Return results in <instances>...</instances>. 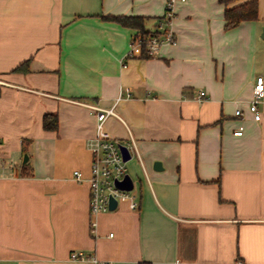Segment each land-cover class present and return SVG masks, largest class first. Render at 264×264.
<instances>
[{"label":"crops","instance_id":"0c3cea01","mask_svg":"<svg viewBox=\"0 0 264 264\" xmlns=\"http://www.w3.org/2000/svg\"><path fill=\"white\" fill-rule=\"evenodd\" d=\"M257 1L256 20L227 29L220 0L179 1L177 43L149 56L132 46L139 28L105 16L143 17L152 32L166 0H0V264H93L72 261L78 250L114 264H264V97L259 121L249 111L264 79ZM90 105L116 115L99 131ZM98 133H132L142 160L129 162L138 208L120 198L93 234Z\"/></svg>","mask_w":264,"mask_h":264},{"label":"built area","instance_id":"2783aa9c","mask_svg":"<svg viewBox=\"0 0 264 264\" xmlns=\"http://www.w3.org/2000/svg\"><path fill=\"white\" fill-rule=\"evenodd\" d=\"M179 1L185 0H166L165 11L161 17L158 28L147 35L141 32L133 38L132 46L145 49L149 56H154L159 53L163 45H174L177 43V35L174 32L172 25L176 18V6ZM207 92L201 90L197 96L198 99H205ZM264 97V79L262 76L256 78V82L252 90V98L249 102V111L252 113L254 120L261 119L259 105ZM119 97L118 100H120ZM95 109L99 119V131L102 128L106 119L112 115H116L113 108L102 109L95 105H90ZM236 114H241V110H236ZM244 126L240 125L235 131V135L243 133ZM90 147L93 154L91 165V173L88 177L91 187V231L97 233L99 214L110 209L111 198L119 200L120 198H130L132 200L131 207L138 208V200L133 194V190L122 189L118 185V181H122L129 174V162L138 157L142 160L139 144L135 136L130 133V136L125 140L118 138H105L98 135L91 141ZM126 147L131 159L126 160L123 148ZM75 179L82 181L84 179L82 173L75 171ZM72 261H90L93 264H114L113 262L99 259L96 255L88 254L83 250L74 251L71 254ZM231 264H248L241 259L234 260Z\"/></svg>","mask_w":264,"mask_h":264},{"label":"trees","instance_id":"16d2710c","mask_svg":"<svg viewBox=\"0 0 264 264\" xmlns=\"http://www.w3.org/2000/svg\"><path fill=\"white\" fill-rule=\"evenodd\" d=\"M224 5V19L225 28H231L237 26L240 22L246 20H256L258 18V1L257 0H247L233 6L230 4L238 0H220ZM108 19L118 21L119 23L136 27L140 29V32L144 35L149 34V31L144 29V18L139 16H105ZM17 70H28V63H25L17 68ZM44 126L46 129H57L59 126V119L56 114H47L44 117Z\"/></svg>","mask_w":264,"mask_h":264},{"label":"water","instance_id":"95a60500","mask_svg":"<svg viewBox=\"0 0 264 264\" xmlns=\"http://www.w3.org/2000/svg\"><path fill=\"white\" fill-rule=\"evenodd\" d=\"M263 31V35L262 37H264V28L262 29ZM123 148V152H124V156L126 160H130L131 159V154L129 152V150L126 147H122ZM29 159L28 154L25 155V162H27V160ZM155 168L161 169L162 168V163L161 161H156L155 162ZM118 185L125 190H133L135 188V181L133 179V177L128 174L126 176V178L122 181H118ZM118 204V200L115 198H111V203H110V209H114Z\"/></svg>","mask_w":264,"mask_h":264}]
</instances>
